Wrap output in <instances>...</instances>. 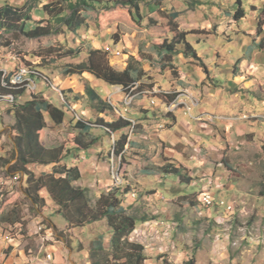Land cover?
Wrapping results in <instances>:
<instances>
[{
    "label": "rangeland",
    "instance_id": "obj_1",
    "mask_svg": "<svg viewBox=\"0 0 264 264\" xmlns=\"http://www.w3.org/2000/svg\"><path fill=\"white\" fill-rule=\"evenodd\" d=\"M19 0H0V8L6 4L16 5ZM239 0H147L143 6V14L145 21L142 24L136 23L130 13L129 9H116V10H100L91 11L86 13L88 28L80 31L78 34L66 33V35L43 38L40 40H31L23 35H7L4 38V43L7 41L12 43L10 48H2L0 50V67L9 69L12 71L16 65L12 60V56L15 55L18 59H21L24 63L33 65L37 68L38 65L43 64L42 71L50 77L54 85L60 89L65 95L66 101L64 102L61 94L49 88L48 85L38 81L39 91L38 93H44L45 96L51 100L57 107L65 109L67 114V121L64 126L57 129L50 127L49 130H58L60 144L73 140L72 136L65 132L72 131L70 120L71 118L77 119V117L89 121L91 123L98 124L99 117L93 113L103 111L105 112L101 117L107 123L118 119H124L110 104V100L117 106L119 110L130 118V113L126 114L123 107V100L126 96H136V102H140L148 99L150 109H155V117L158 116L159 108L156 106L162 105L166 109L165 115H173V112H168L167 106H170L180 99L176 98L180 92H176V81L183 80L188 82V75L190 72L187 68L190 65H198L195 60L187 58L185 55H179L174 57L172 65L177 68V73H173V69L167 64L169 60H164L158 49L159 45L169 43L174 34L171 33V23L173 22L172 15L174 13H180V18L177 23L186 32H192L194 34L189 35V42L194 45L197 51L205 56L210 63L215 58L216 52H220L224 59H233L235 57L241 58L245 52H249L246 48V44L242 42L234 41L229 43L227 40L229 37L242 36L248 41L252 40V36L257 35L260 32L262 38H264V0H240L241 7L245 10L246 17L239 24H234V16L237 12ZM149 3V5H148ZM228 31H231V36H228ZM228 33V34H227ZM223 34V35H222ZM262 38L258 40L261 41ZM65 45V48H73L81 51L82 54L77 58H67L64 60H58L53 62L52 58L47 60H40L35 56L45 49L57 44ZM227 44L226 47L222 45ZM93 49H101L109 54L110 63L113 67L124 70L130 63L131 59H135L140 62L146 73V76L137 85L131 86L130 90H118L115 87L107 85L103 81L94 80L90 83L87 78L90 74L85 73L82 76H67L71 71H76V66L87 61L88 52ZM111 50L109 53L107 51ZM234 52V56H228V52ZM120 53V54H119ZM165 65V66H164ZM181 73H184L181 75ZM69 77V78H68ZM96 79V78H94ZM99 83V85H98ZM92 87L97 91L101 97L99 103H94L86 94V86ZM142 86V87H141ZM79 87H82L85 97L79 96ZM75 89V90H73ZM81 102L76 98V93ZM81 92V93H82ZM110 97V98H109ZM29 94L21 96L20 103H25L29 100ZM110 99V100H109ZM150 100V101H149ZM114 101L116 103H114ZM69 102L70 106L75 109V112L68 108L65 103ZM152 102L157 105L153 106ZM100 105V106H99ZM181 106V107H180ZM180 108L186 107L180 105ZM178 107V109H179ZM140 108L135 104V109ZM108 109V110H107ZM177 109V108H176ZM177 109V110H178ZM175 110V109H174ZM73 111V112H72ZM176 111V110H175ZM140 112L146 114V111L140 108ZM152 118V124H155L157 120L153 113H148ZM8 112L0 114V138L2 134H8L10 126V120L8 118ZM135 119H139L140 116H133ZM145 117V115L143 116ZM141 117V118H143ZM70 118V119H69ZM136 121V120H135ZM136 123H138L136 121ZM160 123H167V127L160 124L161 139L163 142H168V138L176 139L174 136L173 122L170 119H162ZM159 127V129H160ZM172 127V128H171ZM7 128V129H6ZM152 127L148 126L147 129ZM6 129V130H5ZM144 128L136 127L134 136L139 134V138L132 141L133 147L126 146V152L124 153V160L120 157L113 156V148L115 142L120 139L122 133H118L117 136L109 135L104 132L100 127H96L92 131V135L98 138V145H104L105 143L110 145L111 153L110 159L111 167L109 169L113 175V168L115 172L120 174L121 181L119 187L125 188L126 184L132 185L134 189L129 195L128 205L129 208L133 205V211L140 216H146L151 221H158L161 225L174 231L173 238L170 240L172 243H184L185 247L192 248L194 251L198 248H204L205 241L213 242L215 240L214 235L217 234L216 228L220 227L218 224L209 218V214H212V218L218 220L221 223V228L224 230V226L227 224L231 226L230 222L237 215L238 207L233 203V191L228 190L226 193H217L216 203L212 207L202 206L199 199L195 196V193H200L202 190V183L199 181V185H181L178 178L174 176L168 177L166 182H163L166 178L163 176H147L141 171L151 165L158 166L163 163V156L156 158L162 149V146L155 145L151 148L147 145L149 141L145 140L144 135H148L145 131H141ZM155 132V131H154ZM130 133V128L124 129L123 134ZM155 134V133H154ZM42 137L45 139V132ZM132 137V138H133ZM50 145V143L48 144ZM56 145V144H55ZM59 146V145H57ZM170 155L181 158L180 154L171 153ZM107 158V157H106ZM2 164V160H0ZM193 163H190L192 165ZM122 177V178H121ZM192 178L196 179L195 175ZM203 183L206 181L211 182V176L209 178L200 176L203 179ZM123 179V180H122ZM7 180V179H6ZM4 180H2L3 182ZM1 182V183H2ZM12 187L15 191L18 190L19 181H14ZM114 187L116 188V181L113 179ZM0 183V195L4 196V185ZM233 183V182H231ZM196 184V183H195ZM256 187V186H255ZM254 187V188H255ZM193 194V195H192ZM195 194V195H194ZM26 195V194H25ZM135 195V196H134ZM94 196V195H93ZM101 193L97 194L100 198ZM27 195L26 200L27 201ZM224 200L228 206H233L234 211L228 212L225 206H221ZM251 208H247L242 212V215L238 214L234 219L233 235H230L232 242L238 243V247H231V254L235 257L241 258V251L250 250L252 244H245L243 241H248V237L244 238V234L241 233L242 229L245 232H251V239H255L258 235H262L261 231H264V219L257 217L259 215L264 217V197L253 198L249 197ZM255 203L257 209L252 206ZM29 204V202H28ZM220 204V205H219ZM249 205V206H250ZM218 206V207H216ZM30 207V204H29ZM258 210V211H257ZM235 214V215H234ZM221 216V217H220ZM244 216V217H242ZM53 221L57 222L60 230L66 229V222L62 217L54 216ZM153 223V222H152ZM140 226V225H139ZM43 229V228H42ZM92 228L75 229L74 233L80 235L81 242L86 246L90 244L89 237L92 235ZM102 232H108V228H99ZM225 234V233H224ZM243 235V236H242ZM218 235L216 236V238ZM244 238V239H243ZM135 240L143 241L141 238L136 237ZM79 242L74 241V248L76 249V255H74V261L78 258L83 264L87 263L86 252L87 250L80 251ZM178 245V244H176ZM242 247V249H241ZM203 250V249H202ZM209 252V251H208ZM147 255V254H146ZM247 257L252 254H246ZM173 263L174 261L169 258ZM207 261L208 258H205ZM176 264V263H175Z\"/></svg>",
    "mask_w": 264,
    "mask_h": 264
},
{
    "label": "crops",
    "instance_id": "obj_2",
    "mask_svg": "<svg viewBox=\"0 0 264 264\" xmlns=\"http://www.w3.org/2000/svg\"><path fill=\"white\" fill-rule=\"evenodd\" d=\"M27 1L19 0L14 6L23 7ZM228 33V36H231V31ZM258 39L257 35L252 36L250 41L242 36L229 37L227 40L229 43L238 41L246 44L249 52H245L241 58L226 60L220 52H216L215 60L210 63L204 55L197 51L199 57L205 59L209 74H206L198 65H190L187 68L190 72L188 82L177 80L175 83L177 86L175 94L180 92L176 97L180 99L178 103L189 106L190 112L187 107H183L174 111L173 115H165L167 114L166 109L160 105V107L156 106L159 112L155 117L154 111L156 110L150 109L146 98L136 104L144 111L153 113L157 122L152 124L153 120L150 115L141 113L140 108L135 109V107L130 114L131 117L127 118L134 122L137 121L139 128H144L141 131L148 134L144 135L145 140L149 141L147 145L151 148L155 145L162 146L163 150L156 157L157 159L163 156L164 159L167 158L181 164L189 171L191 178L192 175L196 177V181L191 185L197 186L202 183L201 192L194 194L200 204H203L202 198L205 194L210 193L216 198L215 192L224 194L232 190L233 203L238 207L237 215L234 214L235 217H238V214L242 215L247 208H251L248 202L249 197L255 199L264 197V49L259 48L261 41ZM228 56L233 57L234 52L229 51ZM87 80L92 83L97 79L90 75ZM81 88L79 87L81 90L79 96L83 97L85 93L83 94ZM117 89L122 90V88ZM77 94L76 98L79 99ZM78 101L81 102V99ZM11 110L12 107L0 106V114ZM93 113L97 117L103 116V113L97 110ZM136 115L140 118L135 119L133 116ZM8 118L10 120L9 132L7 135L2 134L0 138V160H2L0 183L4 180L1 184L5 186L3 189L5 195L1 198L3 206L0 207V218L18 210L23 220L26 221V225L23 227L21 224H15L10 227L0 223V264H83L78 258L76 261L73 259L76 255L74 241H80V251L87 250L86 264H89L91 243L101 234H105L106 243H109L113 238V232L110 230L102 232L99 229L106 226L104 221L85 227L92 228V235L89 237L91 242L86 246L81 242L80 235L74 233L75 229L70 228L66 221V229L60 230L57 222L52 220L54 216H61L55 214L47 192L44 196L47 199L48 208L40 216L31 213L28 201H25L26 176L23 173L7 175L11 167L17 163V159H12L14 143L11 127L14 119L12 115ZM165 118L173 122L172 127L176 137L175 140L168 138V142H163L161 139V132L168 124L160 123V121ZM160 124L165 126L164 130H161ZM148 126L152 128L148 130ZM3 130L0 134L4 132ZM58 132V130L49 129L45 131V139H42L43 145L48 148L61 145ZM121 133L123 134V131ZM138 138L139 134H136L135 137L129 139ZM97 145L86 153H72L61 164L68 168H78L82 178L76 185L91 189L95 197L98 193L102 195L115 188L114 177L109 169L112 163L110 145L108 146L107 143L105 146ZM171 153L180 154L181 158L170 155ZM190 163L193 164L190 165ZM55 166H32L30 170L37 175L53 174ZM114 172L113 168V175ZM201 175L207 178L211 176V182L203 183L204 178L200 179ZM14 181H19L17 191L12 187ZM128 197L124 200V206L132 201ZM252 206L257 209L255 203H252ZM259 214L258 211L257 217L264 219ZM208 216L220 227L215 230L217 232L214 235L215 240L205 241L204 248L200 247L196 251L186 248L184 243H177V241L172 243L170 240L173 238L174 231L158 221L141 224L131 235V240L145 245L148 259L146 264H163L162 257L164 256H168L176 264H182L193 257L199 264H264V231H261L262 235H258L253 240L251 232L249 231L248 236V232L244 233L245 230L242 229L241 233L244 234L242 236L248 237L246 239L248 241L243 242L251 243L252 246L248 251L238 249L241 251V258H235L231 254V247H238V243L232 242L230 238V235L234 236L235 217L230 222L232 227L225 222V228L222 230L221 223L212 218V214ZM39 228H43V231L39 232ZM136 237L143 241L135 240ZM246 254L252 255L247 257ZM205 258L208 260L206 261Z\"/></svg>",
    "mask_w": 264,
    "mask_h": 264
},
{
    "label": "trees",
    "instance_id": "obj_3",
    "mask_svg": "<svg viewBox=\"0 0 264 264\" xmlns=\"http://www.w3.org/2000/svg\"><path fill=\"white\" fill-rule=\"evenodd\" d=\"M146 2L147 0H28L23 7L6 4L0 8V50L12 46L9 41L3 42L7 35H23L31 40H40L66 35L67 32L78 34L88 28L86 13L91 11L129 9L133 20L142 24L145 21L143 6ZM238 6L240 8L234 16V24H239L246 17L240 0ZM180 16V13L172 15L171 33L174 37L169 43L159 45L158 49L164 55V60H169L167 64L175 74L178 67L175 68L172 61L179 55L195 60L206 74H209L205 59L199 57L196 48L189 42V35L194 33L184 31L177 23ZM257 37L262 38L260 32ZM259 48L264 49V38L261 39ZM81 54V51L65 48V45L58 43L39 52L35 57L42 61L52 58L56 63L58 60L80 57ZM136 63L140 64L133 58L126 69L119 70L111 65L109 54L106 51L93 49L88 52L87 61L77 65L76 71H71L67 76H82L88 73L111 87L127 90L137 85L146 76L144 68L141 65L136 66ZM17 64L31 67L35 72L36 82L41 81L51 88L53 81L42 71L43 64L36 68L24 63L21 59ZM17 64H15L16 68ZM86 88V94L91 101L99 103L101 97L97 91L88 85ZM0 93L5 96L12 95L18 99L26 95L24 91H9L2 88L1 80ZM66 105L70 108V103ZM105 111L104 107L100 112ZM8 114L14 119L11 127L14 143L12 159H17V163L11 167L7 175L23 173L26 176L24 193L27 195L31 213L40 216L48 208V202L44 196L47 192L55 214L63 217L70 228L81 229L104 221L107 228L113 232V238L109 243H106L105 234H101L91 243L89 264H146L148 259L145 245L131 240V235L139 225L153 219L150 220L146 216L132 212L133 205L129 208L124 206L125 198L134 190L132 185L126 184L125 188H114L97 198L93 196L91 189L76 185L82 178L78 168L61 165L72 153L89 152L98 144V138L92 135L96 127H100L109 135L117 136L124 129L130 128L131 130L132 124L121 118L107 123L99 117L98 124L75 118L70 122L72 131L65 132L72 136L73 140L54 148H48L42 143V135L50 127L57 129L65 125L67 121L65 109L53 104L44 93H37L31 94L30 99L25 103L15 105L11 111H8ZM128 145L134 146L129 142V135L121 134L120 139L114 144L113 156H122L120 158L124 160ZM77 158L79 159V156ZM50 165H56L53 174L37 175L30 170L32 166ZM141 172L147 176L161 175L166 178L165 180L174 176L178 178L181 185H191L196 181L189 176V171L181 164L167 158L163 159L162 165L154 167L149 165ZM1 198L2 195H0V207L3 206ZM0 223L10 227L15 224H21L23 227L26 225V221L23 220L18 210L3 215ZM162 260L163 264H175L169 260L168 256L162 257ZM182 264L199 263L193 257Z\"/></svg>",
    "mask_w": 264,
    "mask_h": 264
},
{
    "label": "built area",
    "instance_id": "obj_4",
    "mask_svg": "<svg viewBox=\"0 0 264 264\" xmlns=\"http://www.w3.org/2000/svg\"><path fill=\"white\" fill-rule=\"evenodd\" d=\"M109 53H111L112 51L109 50L107 51ZM120 54V53H119ZM12 60L14 61V64H17L19 62V59L17 56L13 55L12 56ZM0 80H1V86L4 89H7L9 91H24L25 94H37L39 91V86L38 83L35 80V72L31 67H28L26 65H21V64H17V68L15 67L14 70L9 71V69L6 68H1L0 67ZM51 87L54 88V90L58 91L61 94V97L63 98L64 102L66 101L65 99V95H63L64 93L58 89L54 83H51ZM131 88H129L128 90H130ZM131 95H128L125 97V99L123 100V107L125 109V113L128 114L131 112V110H133V108L135 107L136 104V96H132V92L130 93ZM20 103V99H18L15 96L12 95H2L0 93V106L4 105V106H8V107H14L15 105ZM69 103V102H67ZM65 103V104H67ZM110 104L112 105V107L114 108V110H116L126 121H129L132 124L131 130H130V134H129V138H132L134 136V132L136 130L137 127V123L134 121H131L129 119H127L126 115L123 114L119 108H118V104L117 106L113 104V101L110 100ZM153 106H156L157 104L155 102H152ZM182 105L180 103H178L177 101H175L171 107L167 106V110L168 112H174L175 110L178 109V107ZM181 107V106H180ZM179 107V108H180ZM187 110L188 112L191 111V108L189 106H187ZM71 110H73L75 112V109L72 108L70 106ZM177 108V109H176ZM175 109V110H174ZM77 119H80L79 117H77ZM212 199H216L214 195L209 193V198H203V201H209L212 203ZM222 206H226L228 207V204L222 200ZM43 229L39 228V232H42ZM51 259V256H50Z\"/></svg>",
    "mask_w": 264,
    "mask_h": 264
},
{
    "label": "bare ground",
    "instance_id": "obj_5",
    "mask_svg": "<svg viewBox=\"0 0 264 264\" xmlns=\"http://www.w3.org/2000/svg\"><path fill=\"white\" fill-rule=\"evenodd\" d=\"M118 172V171H117ZM117 172H114V179H115V181H116V188H119V186H120V184H122L124 181H121V179H120V174L119 173H117ZM122 178V177H121ZM123 180V179H122ZM135 196V195H134ZM203 198H209V193L208 194H205L204 196H203ZM203 198H202V202H203V204L202 205H205V206H207V207H212V206H214L216 203H218L217 202V200L216 199H212V203L211 202H209V201H203ZM222 201V200H221ZM217 205V204H216ZM220 205V204H219ZM221 206H222V203H221ZM226 207V206H225ZM227 210H228V212H233L234 211V207L233 206H228V208H227Z\"/></svg>",
    "mask_w": 264,
    "mask_h": 264
},
{
    "label": "clouds",
    "instance_id": "obj_6",
    "mask_svg": "<svg viewBox=\"0 0 264 264\" xmlns=\"http://www.w3.org/2000/svg\"><path fill=\"white\" fill-rule=\"evenodd\" d=\"M115 137V136H114Z\"/></svg>",
    "mask_w": 264,
    "mask_h": 264
}]
</instances>
